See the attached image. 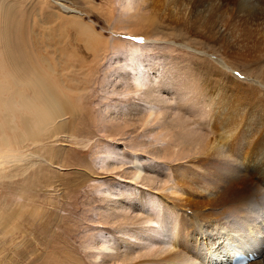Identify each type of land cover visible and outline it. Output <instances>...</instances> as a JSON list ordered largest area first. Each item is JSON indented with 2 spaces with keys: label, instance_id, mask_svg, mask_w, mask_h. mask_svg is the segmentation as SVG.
Wrapping results in <instances>:
<instances>
[{
  "label": "rangeland",
  "instance_id": "obj_1",
  "mask_svg": "<svg viewBox=\"0 0 264 264\" xmlns=\"http://www.w3.org/2000/svg\"><path fill=\"white\" fill-rule=\"evenodd\" d=\"M205 1L193 16L217 22L214 33L194 31L198 21L165 0H130V10L125 0H0V84L28 94L17 75L35 65L73 110L37 144L21 143L20 114L10 128L0 113V149L32 154L0 166V264H105L92 247L114 238L104 200L124 185L100 167L106 155L128 163L150 149L145 98L131 84L139 74L186 73L225 107L264 109V22Z\"/></svg>",
  "mask_w": 264,
  "mask_h": 264
},
{
  "label": "bare ground",
  "instance_id": "obj_2",
  "mask_svg": "<svg viewBox=\"0 0 264 264\" xmlns=\"http://www.w3.org/2000/svg\"><path fill=\"white\" fill-rule=\"evenodd\" d=\"M200 1L165 0V4L179 17L192 16L199 22L193 15ZM209 1L251 9L252 18L264 22V0H249L246 5L242 3L246 0ZM125 2L124 8L130 10V0ZM203 18L201 23L192 21L194 31L220 30L217 22ZM31 68L17 75L24 86L15 84L28 94L0 84V102L4 94L9 96L0 106L7 113H0L10 128L14 115H21L26 127L22 144L39 143L37 138L46 135L48 127L73 111L38 67ZM143 73L131 84L145 98L139 107L142 129H150L145 132L150 149L135 153L128 163L109 155L105 161L111 164L101 161L100 168L114 174L124 187L120 193L118 189L104 193L114 238L94 245L98 250L94 258L105 255V264H231L237 254L248 257L256 252L245 264H264V240L260 239L264 238V109L225 107L223 101H216L217 93L203 89L192 74ZM31 156L7 146L0 149V166L25 163ZM97 193L103 194L99 189ZM258 257L262 259L255 260Z\"/></svg>",
  "mask_w": 264,
  "mask_h": 264
},
{
  "label": "water",
  "instance_id": "obj_3",
  "mask_svg": "<svg viewBox=\"0 0 264 264\" xmlns=\"http://www.w3.org/2000/svg\"><path fill=\"white\" fill-rule=\"evenodd\" d=\"M240 259H243V256H242V255H237V256H235V259H234L233 262H237V261H239Z\"/></svg>",
  "mask_w": 264,
  "mask_h": 264
}]
</instances>
